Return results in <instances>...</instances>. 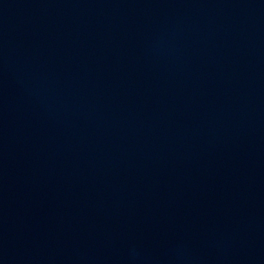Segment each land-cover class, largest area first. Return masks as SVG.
I'll return each instance as SVG.
<instances>
[{"label": "water", "instance_id": "water-1", "mask_svg": "<svg viewBox=\"0 0 264 264\" xmlns=\"http://www.w3.org/2000/svg\"><path fill=\"white\" fill-rule=\"evenodd\" d=\"M0 264H264V0H0Z\"/></svg>", "mask_w": 264, "mask_h": 264}]
</instances>
